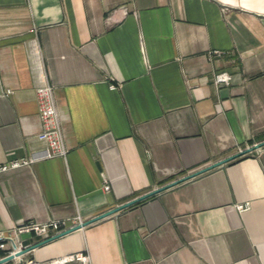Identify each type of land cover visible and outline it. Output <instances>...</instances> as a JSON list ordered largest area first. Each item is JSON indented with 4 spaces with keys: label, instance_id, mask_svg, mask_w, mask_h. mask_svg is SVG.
Masks as SVG:
<instances>
[{
    "label": "crops",
    "instance_id": "obj_1",
    "mask_svg": "<svg viewBox=\"0 0 264 264\" xmlns=\"http://www.w3.org/2000/svg\"><path fill=\"white\" fill-rule=\"evenodd\" d=\"M220 72L230 85L213 83ZM45 85L69 152L0 174V235L91 219L263 142L264 0H0V165L46 148ZM82 252L91 264H264V147L23 258Z\"/></svg>",
    "mask_w": 264,
    "mask_h": 264
},
{
    "label": "built area",
    "instance_id": "obj_2",
    "mask_svg": "<svg viewBox=\"0 0 264 264\" xmlns=\"http://www.w3.org/2000/svg\"><path fill=\"white\" fill-rule=\"evenodd\" d=\"M221 52L215 51L213 54ZM232 75L228 72H220L214 76L213 83L219 85H230L232 83ZM112 88H115L112 85ZM36 99L39 107V117L42 124V131L37 135L38 139L46 144V148L40 155H32L29 158L12 161L7 164L0 165V174L5 173L11 169L20 168L30 165L39 159H49L53 157H66L69 148L65 141V135L62 126V117L56 104L54 88L51 85H45L37 88ZM105 191H111V185L107 178H105ZM239 212L250 210L251 203H239L236 205ZM86 220L80 216L72 218L71 220H49L46 222L27 221L21 225L16 226L7 234L0 235V249H4V244H16V248L12 245L10 250H7L6 255L16 254L18 251L26 249L28 246L24 244L22 237L25 234H32L42 240L57 235L71 227L82 224ZM4 256V257H5ZM25 256L16 258L19 264H91V259L86 253H75L60 256L49 261L39 262L36 259H28L24 261Z\"/></svg>",
    "mask_w": 264,
    "mask_h": 264
},
{
    "label": "water",
    "instance_id": "obj_3",
    "mask_svg": "<svg viewBox=\"0 0 264 264\" xmlns=\"http://www.w3.org/2000/svg\"><path fill=\"white\" fill-rule=\"evenodd\" d=\"M262 147H264V141L261 142V143H257V144H255L252 147H249V149L247 148L245 150H242L237 155L228 157L226 159H222L219 162L213 163L212 165H209V166H207L205 168L203 167V169H201L199 171H196L194 173L186 175V176H184L182 178H179V179H177L175 181L173 180L172 182H170V183H168L166 185H163V186H161V187H159L157 189H154V190H152V191H150V192H148V193H146L144 195H141V196H139V197H137L135 199H132V200L126 202V203L118 205L115 208H112V209H110V210H108V211H106L104 213H101V214H99V215H97V216H95V217H93L91 219L86 220L85 222H83L80 225H77L75 227H71L70 229H67V230H65V231H63V232H61V233H59L57 235H54V236L50 237V238L44 239V240L40 241L39 243H37L35 245L27 247L26 249L24 248L23 250L18 251L16 254H9V255H7L5 257H2L0 259V264H6V263H9L11 261H14L16 258H19L21 256H25L26 254H28L29 252H31L32 250H34L36 248H39L40 246H44V245H46V244H48V243H50L52 241L58 240V239H60V238H62L64 236H67V235H69V234H71L73 232L81 230V229H83V228H85V227H87V226H89V225H91V224H93V223H95L97 221H100L101 219H104V218H107V217L112 216L114 214H117V213L127 209L128 207H131V206H133L135 204H138V203H140V202H142L144 200H147V199H149V198H151L153 196L158 195V193L160 194V193H162V192H164V191H166L168 189H171V188H173V187H175V186H177L179 184H182V183L187 182V181H189L191 179H194V178H196L198 176H201V175H203V174H205V173H207V172H209L211 170H214V169H216V168H218L220 166H223V165H225V164H227V163L239 158L240 156H243L245 154L253 152V151H255L257 149H260ZM12 246L14 248H16L17 245L14 244Z\"/></svg>",
    "mask_w": 264,
    "mask_h": 264
}]
</instances>
